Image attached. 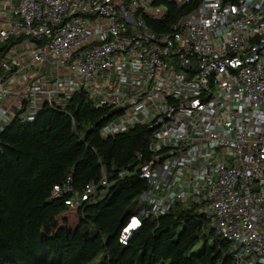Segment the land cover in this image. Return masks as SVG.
<instances>
[{
  "label": "built area",
  "instance_id": "2783aa9c",
  "mask_svg": "<svg viewBox=\"0 0 264 264\" xmlns=\"http://www.w3.org/2000/svg\"><path fill=\"white\" fill-rule=\"evenodd\" d=\"M191 1L0 0V132L84 91L114 111L103 137L152 131L121 243L181 204L229 242L235 264H264V0H197L170 29L148 26L166 2ZM96 193L70 176L52 187L75 206Z\"/></svg>",
  "mask_w": 264,
  "mask_h": 264
},
{
  "label": "trees",
  "instance_id": "16d2710c",
  "mask_svg": "<svg viewBox=\"0 0 264 264\" xmlns=\"http://www.w3.org/2000/svg\"><path fill=\"white\" fill-rule=\"evenodd\" d=\"M196 3L166 2V16L146 22L154 31H166ZM113 112L94 106L79 91L63 106L43 107L33 121L14 117L5 125L0 132V264H235L229 242L193 207L181 204L145 219L125 243L119 241L146 187L135 167L137 153L142 160L150 158L152 131L137 124L103 137L100 118ZM68 176L75 190L92 183L97 193L76 206L65 203L68 195L53 197V185ZM103 177L107 187H98Z\"/></svg>",
  "mask_w": 264,
  "mask_h": 264
},
{
  "label": "rangeland",
  "instance_id": "374dc122",
  "mask_svg": "<svg viewBox=\"0 0 264 264\" xmlns=\"http://www.w3.org/2000/svg\"><path fill=\"white\" fill-rule=\"evenodd\" d=\"M195 247H197V245H196ZM195 247H194V248H195Z\"/></svg>",
  "mask_w": 264,
  "mask_h": 264
}]
</instances>
